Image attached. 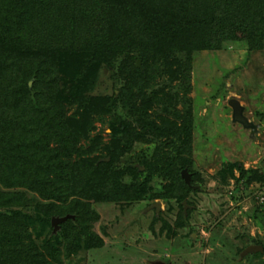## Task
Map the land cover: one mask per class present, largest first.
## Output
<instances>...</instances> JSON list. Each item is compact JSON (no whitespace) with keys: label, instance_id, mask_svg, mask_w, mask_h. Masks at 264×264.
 Wrapping results in <instances>:
<instances>
[{"label":"trees","instance_id":"16d2710c","mask_svg":"<svg viewBox=\"0 0 264 264\" xmlns=\"http://www.w3.org/2000/svg\"><path fill=\"white\" fill-rule=\"evenodd\" d=\"M236 41L264 49V0H0V264H76L101 248L91 202L159 200L152 225L177 235L194 208L181 171L200 176L194 55ZM238 170L264 185V169Z\"/></svg>","mask_w":264,"mask_h":264},{"label":"rangeland","instance_id":"374dc122","mask_svg":"<svg viewBox=\"0 0 264 264\" xmlns=\"http://www.w3.org/2000/svg\"><path fill=\"white\" fill-rule=\"evenodd\" d=\"M243 44L194 55L188 97L195 114L192 160L200 189L188 195L194 208L185 225L168 237L159 231V222L152 225L154 209L148 202L123 208L91 202L99 215L92 230L103 246L82 248L76 264H264V253L241 256L252 240H264V223H257L264 216V185L237 181L240 165L264 169V49L249 53ZM105 74L96 92L104 90ZM232 98L257 125L254 136L232 122Z\"/></svg>","mask_w":264,"mask_h":264},{"label":"water","instance_id":"95a60500","mask_svg":"<svg viewBox=\"0 0 264 264\" xmlns=\"http://www.w3.org/2000/svg\"><path fill=\"white\" fill-rule=\"evenodd\" d=\"M137 65L138 66L140 65L139 60H137ZM228 105L232 110V115H231L232 122L240 124L243 128L249 130L251 132V135L254 136V134L258 131V128L254 122L249 121L248 118L244 115V111H245L244 106H242L240 104V102L234 98L228 100ZM106 160H108V158ZM181 178L192 189L198 188L196 186L191 185V175H190V173H188V171L186 169H183L181 171ZM182 205H183L184 212H186L187 208L190 207L186 201H183ZM161 207H162V203L160 201H156L150 205V209H154L156 214H158L160 212ZM68 219L74 220V216L73 215H66L64 217H55V216L52 217L51 218V226L53 228L52 233L53 234L57 233V231L60 228V224L63 222H66ZM257 252H263L262 245H256V244L249 245L243 250L241 256H243V255L245 256L247 254L257 253ZM156 264H164V263L156 262Z\"/></svg>","mask_w":264,"mask_h":264},{"label":"flooded vegetation","instance_id":"af4514ba","mask_svg":"<svg viewBox=\"0 0 264 264\" xmlns=\"http://www.w3.org/2000/svg\"><path fill=\"white\" fill-rule=\"evenodd\" d=\"M193 186V185H192ZM195 186V185H194ZM197 187V186H196ZM190 207L189 208H192V206L191 205H189Z\"/></svg>","mask_w":264,"mask_h":264},{"label":"built area","instance_id":"2783aa9c","mask_svg":"<svg viewBox=\"0 0 264 264\" xmlns=\"http://www.w3.org/2000/svg\"><path fill=\"white\" fill-rule=\"evenodd\" d=\"M264 190V189H263ZM261 200H263V198H261Z\"/></svg>","mask_w":264,"mask_h":264}]
</instances>
